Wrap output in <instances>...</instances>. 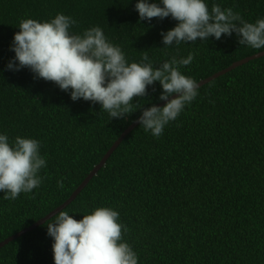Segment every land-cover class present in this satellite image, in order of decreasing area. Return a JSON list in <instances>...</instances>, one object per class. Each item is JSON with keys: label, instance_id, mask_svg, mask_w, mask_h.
I'll return each instance as SVG.
<instances>
[{"label": "trees", "instance_id": "1", "mask_svg": "<svg viewBox=\"0 0 264 264\" xmlns=\"http://www.w3.org/2000/svg\"><path fill=\"white\" fill-rule=\"evenodd\" d=\"M215 2L250 22L264 17V0ZM135 3L0 0V131L40 140L48 157L41 171L46 178L33 193L13 201L0 192V242L64 203L142 111L110 120L98 103L73 102L28 68L5 71L19 20L62 12L77 21L75 32L101 26L130 60L147 50L162 62L160 33L177 22L139 21ZM190 51L196 58L182 71L199 82L264 49L240 46L235 33L169 49L181 56ZM161 91L156 82L133 102L150 107L161 102ZM101 204L120 212L139 264H264V56L200 86L198 97L159 138L138 124L63 210L79 220ZM45 223L2 247L0 264H54Z\"/></svg>", "mask_w": 264, "mask_h": 264}, {"label": "clouds", "instance_id": "2", "mask_svg": "<svg viewBox=\"0 0 264 264\" xmlns=\"http://www.w3.org/2000/svg\"><path fill=\"white\" fill-rule=\"evenodd\" d=\"M135 9L139 21L171 17L177 22L160 33L164 47L158 49L166 57L162 62H154L147 50L139 60H130L101 26L75 32L77 21L58 12L46 20H19V31L10 45L14 56L4 70L28 68L34 78L54 82L73 102L83 99L98 103L110 120L142 109L140 128L159 138L200 92L197 80L182 71L193 63L197 52L181 56L170 54L169 49L188 42L197 44L198 38L200 42L220 40L222 35L230 37L233 33L240 46L264 49V17L250 22L215 0H136ZM156 82L162 89V107L152 104L144 108L133 102L134 98L145 97ZM47 166L48 157L42 153L40 140L30 135L10 138L6 131H0V192L4 200L14 201L21 193H33L43 184L46 177L41 171ZM56 183L64 188L63 178ZM45 226L53 240L54 264H139L137 251L125 239L129 229L113 206H96L79 220L61 210Z\"/></svg>", "mask_w": 264, "mask_h": 264}, {"label": "water", "instance_id": "3", "mask_svg": "<svg viewBox=\"0 0 264 264\" xmlns=\"http://www.w3.org/2000/svg\"><path fill=\"white\" fill-rule=\"evenodd\" d=\"M264 56V51L258 52L254 55L242 58L238 61H235L234 63H232L230 66L214 73L213 75L206 77L202 80H200L199 86H202L208 82H210L211 80L231 71L232 69L249 62L252 59L258 58ZM175 95V94H174ZM165 104L164 101H161L159 103H157V106H163ZM138 118L128 127L125 129V131L120 135V137L113 143V145L111 146V148L108 150V152L105 154V156L102 158V160L94 167V169L88 174V176L84 179V181L77 187V189L72 193V195L61 205H59L58 207H56L54 210H52L51 212H49L47 215H45L44 217H42L41 219H39L38 221L34 222L32 225H30L29 227H26L20 231H18L17 233L9 236L8 238L4 239L3 241L0 242V249L2 247H4L6 244H8L9 242L15 240L16 238L22 236L23 234L27 233L28 231H31L37 227H39L40 225L44 224L47 220L51 219L54 215H56L59 211L63 210L64 208H66L75 198L76 196L88 185V183L90 182V180L98 173V171L106 164L107 160L109 159V157L112 155V153L119 147V145L122 143V141L125 139V137L138 125Z\"/></svg>", "mask_w": 264, "mask_h": 264}]
</instances>
